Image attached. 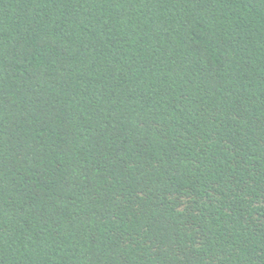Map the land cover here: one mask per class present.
Instances as JSON below:
<instances>
[{"label": "trees", "instance_id": "1", "mask_svg": "<svg viewBox=\"0 0 264 264\" xmlns=\"http://www.w3.org/2000/svg\"><path fill=\"white\" fill-rule=\"evenodd\" d=\"M0 264H264V0H0Z\"/></svg>", "mask_w": 264, "mask_h": 264}]
</instances>
